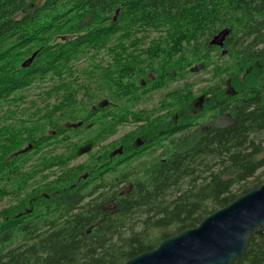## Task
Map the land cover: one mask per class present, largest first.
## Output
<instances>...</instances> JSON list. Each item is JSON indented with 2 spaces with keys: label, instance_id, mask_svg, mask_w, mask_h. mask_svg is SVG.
<instances>
[{
  "label": "trees",
  "instance_id": "16d2710c",
  "mask_svg": "<svg viewBox=\"0 0 264 264\" xmlns=\"http://www.w3.org/2000/svg\"><path fill=\"white\" fill-rule=\"evenodd\" d=\"M223 29L225 55L209 44ZM102 51L110 61L92 69L104 99L84 106L79 95L94 89L77 84L72 64ZM34 53L28 67L18 65ZM194 67L211 68L206 115L188 82L159 101L169 112L162 120L129 111ZM47 77L64 89L54 111L82 122L54 123L52 138L99 131L31 169L27 158L20 174L15 160L27 157L18 148L28 140L3 142L0 176L12 190L0 188V201L14 203L0 209V264H124L264 183V0H0V101ZM128 120L143 125L119 140L115 166L68 167ZM39 167L58 174L34 185ZM232 264H264V235L251 234Z\"/></svg>",
  "mask_w": 264,
  "mask_h": 264
},
{
  "label": "rangeland",
  "instance_id": "374dc122",
  "mask_svg": "<svg viewBox=\"0 0 264 264\" xmlns=\"http://www.w3.org/2000/svg\"><path fill=\"white\" fill-rule=\"evenodd\" d=\"M156 36L155 33H151V37ZM222 50H219V53ZM218 52V51H217ZM32 56V55H31ZM30 55H27L21 62L18 64L19 66H22V64L28 60ZM92 55L88 54V56L80 58L81 60L75 62L72 64L75 72V77H78V85L84 84L90 87V89H94V92L90 93L89 96L79 95V98L84 106H90L91 104L96 105L97 102H100L104 99L103 95L101 93H98L95 88L98 86H101L100 81H95L93 74H95V70L97 69V66L102 63H108L109 60V54H107V51H102L100 55L94 57V59L91 58ZM217 61V64L220 66V63H224L226 59H215ZM95 65V66H94ZM96 67L95 70L92 68ZM87 74V76L85 75ZM63 81L65 83H69L67 78H63ZM60 80L58 78H51L47 77L43 81H36L34 82L30 87L25 88L24 90L18 91L14 93L12 102L13 104H10V106L4 105L2 112H4L6 109H9L8 112L4 113L2 115V119L0 120V126H3V129L1 130V136H0V154L3 146V142L9 137L10 135H14L15 131H19V127H28L31 128V130L27 133L29 136H26V140H32V142L25 141L22 147L18 148V150L23 149V151L28 152V155L25 159H17L15 160V163L23 164L27 158H29L28 163L23 166V168L31 169L36 164L40 165L41 159L45 157L52 158V156L59 155L61 153H64L65 151V145H68L69 143H81L85 136L91 135L92 131H94V134L99 131V127L97 125L94 126L93 130L91 129L88 133L85 132H79L77 134L75 133H68L67 135L63 136H55L52 138V133H57V130L53 129L54 123L57 124V128L60 127L62 130L63 127L70 125V120H63L62 115L54 111V107L57 106V104L61 101V98L63 96V88L61 85H59ZM191 83L193 85L192 87V93L194 96V105L199 110H202V114L206 115V109L203 104L206 99V95L202 92L203 90L207 89L211 85H213L212 75H211V68L204 69L203 67H194L193 72H190L185 79H176L172 81L168 86L164 89H161L159 91L151 93L149 96L143 98V100L133 106L130 107L129 111L136 112V111H144L145 115L144 117L147 118L148 116H158L162 117L161 120L169 114L165 109L163 110H157L159 101L163 98V96L168 93L171 89L176 88L177 86H180L183 83ZM215 82V81H214ZM56 84L60 89L58 90V93H56L54 90H50L53 85ZM96 91V92H95ZM199 99L202 100L201 104L198 102ZM15 103V104H14ZM15 114H14V112ZM156 111V112H154ZM154 112L153 114H151ZM162 112V113H160ZM201 113V112H200ZM205 113V114H204ZM101 114L98 113L95 115L94 120H96L97 123L101 122ZM80 122L73 121L74 124ZM143 125V122L141 123H134L131 120H128L123 125H121L115 134L110 136L108 139L102 141L99 143L97 148H101L102 151L106 153H110L111 151H115L121 146H118L119 140L129 131H132L134 128ZM24 133V132H23ZM54 135V134H53ZM39 136L44 137V142H42V147H39L40 141L35 140ZM30 137V138H29ZM67 137V138H66ZM66 138V141L63 139ZM46 139V140H45ZM17 140V139H16ZM37 142V143H33ZM36 144V145H35ZM65 144V145H64ZM35 145V149L32 151L31 146ZM37 147V148H36ZM42 150H41V149ZM86 148V147H85ZM97 148H93V151H95ZM122 148V147H121ZM152 149H147L144 154L146 155L147 152H150ZM157 153V152H156ZM155 153V154H156ZM84 159V157H81L80 159L76 160L73 163L74 165H84L81 163V161ZM151 157L145 156L142 158L143 161L149 160ZM137 164V163H136ZM71 166V165H70ZM41 167L37 169L36 171L41 172ZM58 174V170L56 168H50L46 171L41 172L36 177V183L39 181L43 182H49L54 179L56 174ZM3 176H6L7 173H3ZM43 177H47L44 179ZM10 180H7L6 178L1 179L0 181V188L4 189L6 193L11 192L12 188H9ZM32 183V182H31ZM42 183V182H41ZM14 203V199L11 196H5L0 201V209L7 208L10 205Z\"/></svg>",
  "mask_w": 264,
  "mask_h": 264
},
{
  "label": "water",
  "instance_id": "95a60500",
  "mask_svg": "<svg viewBox=\"0 0 264 264\" xmlns=\"http://www.w3.org/2000/svg\"><path fill=\"white\" fill-rule=\"evenodd\" d=\"M229 34V29H223L209 44L225 55L223 47ZM34 57L35 53L22 67H28ZM81 125L78 122L69 127L77 129ZM141 145L142 141L136 139V146ZM89 149L87 146L85 151ZM117 155H122L121 147L113 152V156ZM251 234L264 235V183L207 216L197 227L162 241L156 249L124 264H232L242 257Z\"/></svg>",
  "mask_w": 264,
  "mask_h": 264
},
{
  "label": "flooded vegetation",
  "instance_id": "af4514ba",
  "mask_svg": "<svg viewBox=\"0 0 264 264\" xmlns=\"http://www.w3.org/2000/svg\"><path fill=\"white\" fill-rule=\"evenodd\" d=\"M31 56V55H30ZM14 95V94H13ZM13 95H11L8 100L0 101V120L2 119V115L6 112H8L9 109H6L4 112H2L4 105L6 106H10V104H13L12 99H13ZM199 102V101H198ZM15 104V103H14ZM201 104V103H200ZM14 112V111H13ZM162 113V112H160ZM15 114V112H14ZM98 114V113H97ZM159 116V115H158ZM157 115L154 117H158ZM159 118V117H158ZM19 131H15L14 135H10L9 137H7V139H10L12 136H14L16 139L20 140L22 137L27 138L26 136H29V134H27L31 128L28 127H19ZM3 129V126H0V136H1V130ZM24 132V133H23ZM54 133H52L53 135ZM30 138V137H29ZM6 139V140H7ZM35 140H39L40 141V145H38L39 147H42V142H44V137L43 136H39L37 139ZM46 140V139H45ZM36 145V144H35ZM143 145V142H142ZM141 145V146H142ZM140 146V147H141ZM41 149V148H40ZM42 150V149H41ZM33 151V150H32ZM123 153V152H122ZM109 154V155H108ZM117 156H121V155H117ZM117 156H113V151H111L110 153H107L102 151V149L99 147L97 148L95 151H93V149H89L87 151H85V148L80 150V155L75 159L72 160L70 162V164L68 165V167H73V163L80 159L81 157H84V159L81 161L82 164H86L89 165L90 167H95V168H100L102 167V165H104L105 169L106 168H112L113 166L116 165L117 163ZM71 165V166H70ZM77 166V165H74ZM15 172H17L18 174L21 173L22 171V164L18 163L14 166V170ZM87 177V174H85ZM84 175V176H85ZM85 177V178H86ZM3 178H7V176H0V180Z\"/></svg>",
  "mask_w": 264,
  "mask_h": 264
}]
</instances>
